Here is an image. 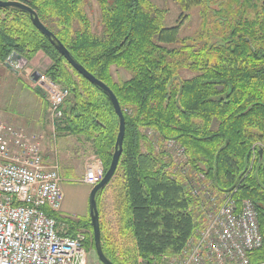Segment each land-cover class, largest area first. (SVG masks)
<instances>
[{
    "label": "trees",
    "instance_id": "obj_1",
    "mask_svg": "<svg viewBox=\"0 0 264 264\" xmlns=\"http://www.w3.org/2000/svg\"><path fill=\"white\" fill-rule=\"evenodd\" d=\"M16 1L36 11L121 107L125 133L112 179L120 178L117 213L135 254L146 264L182 256L209 208L206 194H221L238 210L244 201L254 206L263 242L248 259L264 264V0H163L179 11L172 26L167 5L154 0ZM38 53L50 60L44 73L69 91L56 130L91 142L106 171L118 133L107 94L67 63L28 13L0 7V62ZM113 69L129 77L116 78ZM170 141L183 149L184 175L154 150ZM63 220L68 235L84 229V247L94 249L90 219ZM100 238L106 257L121 264Z\"/></svg>",
    "mask_w": 264,
    "mask_h": 264
},
{
    "label": "built area",
    "instance_id": "obj_2",
    "mask_svg": "<svg viewBox=\"0 0 264 264\" xmlns=\"http://www.w3.org/2000/svg\"><path fill=\"white\" fill-rule=\"evenodd\" d=\"M33 86L47 99V119L54 128L69 91L45 73ZM40 139L8 125L0 114V264H87L85 232L68 235V225L45 211L60 212L62 192L57 166L47 168L43 163ZM167 144L183 154L174 141ZM104 172L95 158L84 182L93 186ZM206 196L210 202L203 212L206 225L197 240L188 243L181 264H249L248 253L263 242L254 206L244 201L238 210L230 196L216 206L213 196Z\"/></svg>",
    "mask_w": 264,
    "mask_h": 264
},
{
    "label": "rangeland",
    "instance_id": "obj_3",
    "mask_svg": "<svg viewBox=\"0 0 264 264\" xmlns=\"http://www.w3.org/2000/svg\"><path fill=\"white\" fill-rule=\"evenodd\" d=\"M154 1L158 4L167 5L169 14L165 25H174L179 15V11L175 5L169 1L165 3L163 0ZM88 13L93 25H95L98 11L94 2ZM49 64L50 60L43 53H38L28 62L25 61V63H20V69H18L19 72L17 73L6 69L7 67L4 68V65L0 64V114L5 123L22 129L28 134L29 138L40 137L41 149L44 144V146L49 148L52 152V149L57 150L60 146L63 151L65 150L70 154L69 157H71L72 154L73 156L75 155L74 160L68 162L69 166L71 164L77 165V170L75 173L73 172V175H69L72 173L61 174L58 163L56 165L59 177V187L63 194L61 201V219L59 221H64L63 218L71 220L76 218L85 220L90 219L88 213V199L93 186L84 182V175L95 158L99 159V157L94 153L91 142L86 141L83 137L59 133L56 130L57 126H54V128L51 127V123L46 115L48 101L45 96L42 93L37 92L33 86L38 75L44 73ZM113 73L115 77L119 79H127L129 77V75L122 70L113 69ZM183 75L188 76L189 74L184 73ZM43 107L46 108L44 117ZM43 119L45 122L44 127ZM150 144L154 146L152 143ZM144 147L145 146L143 145V150L145 149ZM173 149L175 150V154ZM177 149L178 147L176 145H169L167 143L165 145L163 144L162 147H158L157 144L154 146L156 152L159 154L162 153L164 158L171 162V168L176 174L184 175V156L178 154ZM55 157H57V152ZM61 175L70 176L72 179L61 181ZM119 183V176H115L111 182L105 186L104 190L97 198L96 203L100 218L99 224L101 226V233L104 238L103 243L110 253L113 254L115 259L121 264H146L144 260L135 254L134 243L131 236L121 231L119 215L117 213L118 200L116 198V194L119 190ZM184 185L186 186V182H184ZM224 197L225 196L221 194L219 195L220 199L213 197L216 206H219L224 202ZM208 206L210 207V204ZM205 209H207V204L204 205V209L201 211V214H199L200 216L196 218L197 227L191 240V244L192 241L197 240L202 229L206 225L207 219L203 213ZM78 230H82L86 233L82 228ZM86 252L87 264H103L98 259L95 248L93 249L89 246ZM182 257L184 256L162 257L157 264H181Z\"/></svg>",
    "mask_w": 264,
    "mask_h": 264
},
{
    "label": "water",
    "instance_id": "obj_4",
    "mask_svg": "<svg viewBox=\"0 0 264 264\" xmlns=\"http://www.w3.org/2000/svg\"><path fill=\"white\" fill-rule=\"evenodd\" d=\"M0 7H15L18 9H21L28 13L32 24L35 26L37 30H39L43 35L50 38L52 40V43L55 45L56 49L60 52V54L65 58L67 63L76 70L81 76H83L86 80L93 83L94 85L98 86L100 89H102L108 96L110 102L112 103V106L114 108L115 114L118 118V133L116 136L115 144H114V152L112 154L109 167L104 172L103 177L101 180L93 185L88 199V210H89V218L92 226L93 231V239H94V248L96 251V254L98 256V259L103 264H114L110 259L106 257L102 250L101 246V238H100V224H99V213L97 209V203H96V194L100 189H103L109 181L112 179L117 165L120 158V155L122 153V141L125 133V119L121 110V107L113 94V92L110 90V88L105 85L101 80L97 79L95 76H93L91 73H89L81 64H79L75 59L71 56L69 51L62 45L61 42L55 39L54 35L49 31L39 20L38 15L36 11L31 8L30 6L16 1V0H0ZM12 56L19 60H24L19 55H11L7 58L5 65L11 68V62H12ZM25 61V60H24Z\"/></svg>",
    "mask_w": 264,
    "mask_h": 264
},
{
    "label": "crops",
    "instance_id": "obj_5",
    "mask_svg": "<svg viewBox=\"0 0 264 264\" xmlns=\"http://www.w3.org/2000/svg\"><path fill=\"white\" fill-rule=\"evenodd\" d=\"M11 60H12V62H11V68L8 67L7 65H5V63H3V62H0V64H3L4 65V68L7 67L6 69H8L10 71H14L15 73L19 72L18 69H20V67H19L20 63H22V62L25 63V61L24 60H19V59L15 58L14 56H13V58ZM45 111H46V108L43 107V117H44ZM44 124H45V122H44V119H43V127L45 126ZM60 145L62 146L61 143H60ZM52 152H51V150L49 148H47L43 144V148L41 149V154H42V157H43V163H44V165L48 168V167H51L52 165H57V163H58V165H59V171H60L61 174H69V173H72V174H69V175H73V172L75 173V171L77 170L76 169L77 168V165L71 164L69 166L68 162L74 160V156L75 155L73 156V154H72L71 157H69L70 154L67 153L65 150L63 151V149H61L60 146H59V148L57 150L56 149H52ZM56 152H57V157H55ZM54 160H55V162H54ZM60 177H61V181L62 180H65V179H68V180L69 179H72V178H70V176H65V175L64 176L61 175ZM59 213L61 215V209H60V212ZM67 232H68V230H67Z\"/></svg>",
    "mask_w": 264,
    "mask_h": 264
}]
</instances>
